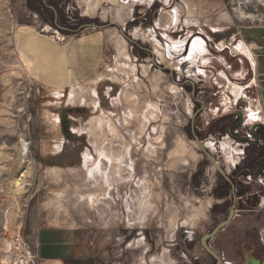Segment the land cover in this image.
<instances>
[{"label":"rangeland","instance_id":"rangeland-1","mask_svg":"<svg viewBox=\"0 0 264 264\" xmlns=\"http://www.w3.org/2000/svg\"><path fill=\"white\" fill-rule=\"evenodd\" d=\"M85 11L81 0H0V264H39L31 240L49 224L75 230L76 264L212 261L200 236L233 202L253 206L228 196L194 135L228 177L263 160L244 56L255 66L264 50V0H98ZM91 23L105 52L85 80L44 87L20 62L22 24L65 39ZM263 171L241 175L240 192L261 190ZM236 235L214 242L225 264L242 260Z\"/></svg>","mask_w":264,"mask_h":264},{"label":"crops","instance_id":"crops-1","mask_svg":"<svg viewBox=\"0 0 264 264\" xmlns=\"http://www.w3.org/2000/svg\"><path fill=\"white\" fill-rule=\"evenodd\" d=\"M81 1L85 11V0ZM15 41L19 60L25 69L41 86L51 88H62L85 80L95 71L105 52L104 32L100 27L83 29L59 39L50 31H40L35 24H22L16 32ZM244 57L249 62V70L257 74L253 77L255 82L252 81L253 85H257L253 104L259 108L258 118L264 123V50L258 54V62L254 57L255 66H252L247 56ZM233 219L210 240L213 248L222 256V264L227 260L225 252L221 251L223 248L216 247L214 242L232 234H237L235 239L240 236L237 242V252L242 251L243 254L240 264H264V194L259 196L255 207L239 209ZM233 221L238 223L232 225ZM254 229H257L255 238ZM31 241L39 264H76L79 259L80 247L76 232L71 227L53 224L40 226ZM232 256L233 261L238 260L237 253ZM209 262L212 261L204 264Z\"/></svg>","mask_w":264,"mask_h":264},{"label":"water","instance_id":"water-1","mask_svg":"<svg viewBox=\"0 0 264 264\" xmlns=\"http://www.w3.org/2000/svg\"><path fill=\"white\" fill-rule=\"evenodd\" d=\"M89 26H98L101 27V25H95L94 23L88 24ZM120 29H121V25L118 23L117 24ZM239 112V111H238ZM240 116L241 113L239 112ZM195 136V140L198 144V146L205 152V154L208 156V158L210 159L211 163L213 164V166L215 167V169L217 170V172L223 176V178H225L226 180H229V177L226 174V171L220 167V165L218 164L217 160L215 159V157L213 155H211L210 152H207L205 150V147L203 146L201 139H199L197 137V135ZM233 188V186H232ZM236 203L233 202L230 207L228 208L227 214L226 216L221 219L219 222L216 223V225L209 231L204 232L201 236H200V244L201 246L204 248V250L213 258L212 262H209L207 264H222L223 263V258L222 256L213 248V246L210 243L211 238L223 227H225L226 225H228L232 219L234 218L235 214H236Z\"/></svg>","mask_w":264,"mask_h":264},{"label":"flooded vegetation","instance_id":"flooded-vegetation-1","mask_svg":"<svg viewBox=\"0 0 264 264\" xmlns=\"http://www.w3.org/2000/svg\"><path fill=\"white\" fill-rule=\"evenodd\" d=\"M263 157L264 156H262V159L263 160H258L257 162H254V165L253 166L252 165L243 166V167L237 169L236 172L232 173L229 176V180L226 181L227 184H228V186H229V192H230V194L228 196H230L232 198H240L241 200L238 201V202H241V203L249 204V202H252V206L255 207V205H256V203L258 201L259 196L262 195V194H264V185L262 186V189L261 190H256L257 192L255 191V192H252V193L251 192L245 193V191H242V193H241L240 192V188H243V187L241 186L240 183L247 184V183H249V181L248 180H245V181L242 180L240 178V176L241 175L244 176L246 173H250V172L254 176H256L259 173L261 174L260 170H264V158ZM236 168L237 167H235L234 169H236ZM232 186H233V188H232ZM244 186H246V185H244Z\"/></svg>","mask_w":264,"mask_h":264},{"label":"bare ground","instance_id":"bare-ground-1","mask_svg":"<svg viewBox=\"0 0 264 264\" xmlns=\"http://www.w3.org/2000/svg\"><path fill=\"white\" fill-rule=\"evenodd\" d=\"M97 1H98V0H85L84 2L86 3L85 5H86V7H87V9H88V6H92V5H94L95 3H97ZM86 11H87V10H86ZM86 11H85V13L87 14ZM173 16H174V15H173ZM173 16H171L172 19H173ZM46 28H50V26H49V25H46ZM55 31H56V30H55ZM236 48H239V45H236ZM171 85H172V84H171ZM172 87H173V89L176 88L175 85H172ZM250 113H251L252 116H255V115L257 114L256 111H251ZM24 149H25V148H24ZM18 180H19V178L16 179V182H17V183H19ZM16 240H17V249H18V248H21V249L25 248V244H24L22 241H20V238H19V237H18ZM23 250H25V249H23ZM26 252H28V251L26 250ZM19 258H20V257H19ZM22 259H23V258H22ZM22 262H23V260L18 259V260L16 261L15 264H21Z\"/></svg>","mask_w":264,"mask_h":264},{"label":"built area","instance_id":"built-area-1","mask_svg":"<svg viewBox=\"0 0 264 264\" xmlns=\"http://www.w3.org/2000/svg\"><path fill=\"white\" fill-rule=\"evenodd\" d=\"M59 39H64V36H62L61 38L60 37H58Z\"/></svg>","mask_w":264,"mask_h":264}]
</instances>
